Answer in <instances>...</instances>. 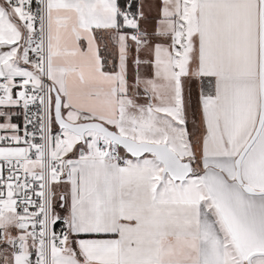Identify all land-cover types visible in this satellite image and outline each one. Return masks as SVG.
Listing matches in <instances>:
<instances>
[{"label":"snow or ice","instance_id":"6c2138e0","mask_svg":"<svg viewBox=\"0 0 264 264\" xmlns=\"http://www.w3.org/2000/svg\"><path fill=\"white\" fill-rule=\"evenodd\" d=\"M0 264H264V0H0Z\"/></svg>","mask_w":264,"mask_h":264}]
</instances>
